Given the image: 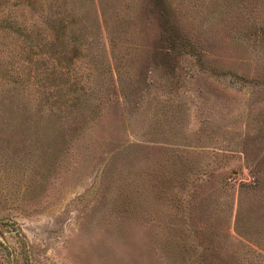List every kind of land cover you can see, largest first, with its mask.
Segmentation results:
<instances>
[{
  "label": "rangeland",
  "instance_id": "1",
  "mask_svg": "<svg viewBox=\"0 0 264 264\" xmlns=\"http://www.w3.org/2000/svg\"><path fill=\"white\" fill-rule=\"evenodd\" d=\"M0 264H264V0H0Z\"/></svg>",
  "mask_w": 264,
  "mask_h": 264
}]
</instances>
